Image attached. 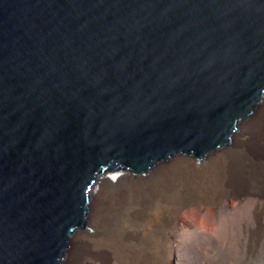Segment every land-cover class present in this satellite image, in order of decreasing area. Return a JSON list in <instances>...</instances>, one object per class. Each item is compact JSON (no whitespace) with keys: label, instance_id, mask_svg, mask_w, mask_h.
<instances>
[{"label":"water","instance_id":"water-1","mask_svg":"<svg viewBox=\"0 0 264 264\" xmlns=\"http://www.w3.org/2000/svg\"><path fill=\"white\" fill-rule=\"evenodd\" d=\"M264 112V0H0V264H61L97 175L235 154Z\"/></svg>","mask_w":264,"mask_h":264},{"label":"bare ground","instance_id":"bare-ground-1","mask_svg":"<svg viewBox=\"0 0 264 264\" xmlns=\"http://www.w3.org/2000/svg\"><path fill=\"white\" fill-rule=\"evenodd\" d=\"M259 165L264 166V112L237 134L235 154L213 157L206 168L177 161L139 182L106 169L97 175L86 221L72 232L61 264H172L171 230L180 209L243 192L264 197Z\"/></svg>","mask_w":264,"mask_h":264},{"label":"rangeland","instance_id":"rangeland-1","mask_svg":"<svg viewBox=\"0 0 264 264\" xmlns=\"http://www.w3.org/2000/svg\"><path fill=\"white\" fill-rule=\"evenodd\" d=\"M258 168L264 177V166ZM171 231L172 264H264V197L243 192L185 205Z\"/></svg>","mask_w":264,"mask_h":264}]
</instances>
